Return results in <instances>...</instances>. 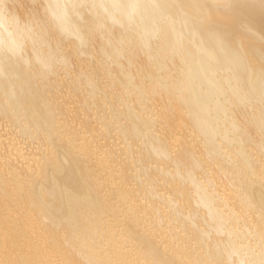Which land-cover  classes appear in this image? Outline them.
<instances>
[{
	"label": "bare ground",
	"instance_id": "6f19581e",
	"mask_svg": "<svg viewBox=\"0 0 264 264\" xmlns=\"http://www.w3.org/2000/svg\"><path fill=\"white\" fill-rule=\"evenodd\" d=\"M263 44L264 0H0V264H264Z\"/></svg>",
	"mask_w": 264,
	"mask_h": 264
},
{
	"label": "rangeland",
	"instance_id": "374dc122",
	"mask_svg": "<svg viewBox=\"0 0 264 264\" xmlns=\"http://www.w3.org/2000/svg\"><path fill=\"white\" fill-rule=\"evenodd\" d=\"M19 1L22 2V3L24 2V0H22V1L19 0ZM21 5L24 6V4H21ZM23 6H22V7H23ZM22 7H21V9H22ZM24 8L26 9V7H24ZM24 8H23V11H25ZM19 10H20V9H19ZM263 47H264V44H263V46H262L261 48L263 49ZM246 53H247L246 55H250V54H248V52H246ZM242 55H243V53H242ZM243 56H244V55H243ZM58 100H59V99H58ZM63 100H64V99H63ZM63 100H59V101L63 102ZM147 102H148V101H147ZM63 104H64V102H63ZM148 104H149V105L151 104L150 100H149ZM64 105L67 106L66 103H65ZM67 107H68V106H67ZM69 107H70V108H69ZM69 107H68V108L71 109V106H69ZM142 107H143V106H142ZM142 107H139V108H142ZM139 108H138V110H139ZM151 108H152V107H151ZM151 108H150V109H151ZM145 109L147 110V108H145ZM135 112H138V111H135ZM144 112H145V111H144ZM104 113H106V112H104ZM141 113H142V112H141ZM141 113L139 112L140 116H141ZM137 114H138V113H137ZM139 114H138V115H139ZM142 115L145 116V113L142 114ZM154 116H155V115H154ZM154 116H151V119H153ZM145 117H146V116H145ZM147 117H149V115H147ZM154 120H156V118H155ZM3 124H4V123L1 124V121H0V126L3 125ZM156 124H157V123L155 122V125H154V126H157ZM2 129H4V128H2V126H1V130H2ZM152 130H153V133H154V134H157V132H156V131L158 130L157 128L154 129V127H153ZM155 130H156V131H155ZM158 131H159V130H158ZM2 132H3V131H1L0 133H2ZM3 133H4V132H3ZM3 133H2L3 136H0V137H1V138H0V141H1V142H0V143H3V144H4L3 141L6 140V142H7V141L9 140L8 137H10V136L6 134V135L8 136V137H7V136L4 135ZM183 133H184V131H183ZM183 133H182V135H184L186 132H185L184 134H183ZM112 134H114V133H112ZM186 135H187V134L184 135V138L181 137V139L183 138V140H184V139L187 140V139L189 138V136H188V137H185ZM3 137H4L5 140L2 139ZM5 137H6V138H5ZM12 137H13V136H12ZM12 137H11V138H12ZM186 138H187V139H186ZM190 138H191V137H190ZM190 138H189L188 140H190ZM12 139H13V138H12ZM191 139H192V138H191ZM108 140L111 142V143H110V142L108 141V142L110 143L109 145H111V146L113 145V146H112L113 151H114L115 148L117 149V148H119V147H120V148L122 147V145H119V144H118V145L115 146V148H114V144H115V143L117 144L118 141L115 140V141H114L115 143H114L112 139H108ZM183 140H182V141H183ZM188 140H187V141H188ZM116 141H117V142H116ZM187 141H186V142H187ZM6 142H5V144H6ZM8 142H9V141H8ZM8 142H7V143H8ZM112 142H113V143H112ZM126 142H127V141H126ZM11 143H12V142H11ZM5 144H4V145H5ZM15 144H16V143H15ZM17 144H18V143H17ZM20 144H21V143H20ZM123 145H124V144H123ZM22 146H23V145H22ZM33 146H34V145H33ZM22 148H24V146H23ZM133 148H134V146H132V149H133ZM27 149H28V148H27ZM27 149H26V151H27ZM116 149H115V151L118 150V149H117V150H116ZM0 151H2V152H0V156H2V159H3L5 162H6V161H11V163H13L12 161H15V160H16V161H21V162H22L21 158L15 156L16 151H12V152H10V155H9V156L7 155V154H8V153H7V150H6L5 152H4V149H3V150H0ZM27 152H29V150H28ZM27 152H26V153H27ZM118 152H119V150H118ZM20 153L26 154V153H25V148H24ZM118 154H119V153H118ZM173 154H174V153H173ZM173 154L171 153V155H173ZM134 155H136V153H134ZM35 158L37 159V157H35ZM121 158H122V156H121ZM123 158L125 159L124 156H123ZM1 162H2V161H1ZM21 162L18 163V165H17V166H18V169L24 167V166H22V163H21ZM13 164H14V163H13ZM151 165H152L153 167H150ZM151 165L149 166L150 168H153V169H154V168H157V167H155L154 164H151ZM158 167H159V166H158ZM133 172H134V171H130V174H134ZM130 188H132V187L130 186ZM158 192H159V191H158ZM158 192H157V193H158ZM157 193H156V194H157ZM159 194H160V192H159ZM161 194H162V191H161ZM161 194H160V195H161ZM164 196H165V194H164ZM165 197H168V196L166 195Z\"/></svg>",
	"mask_w": 264,
	"mask_h": 264
}]
</instances>
